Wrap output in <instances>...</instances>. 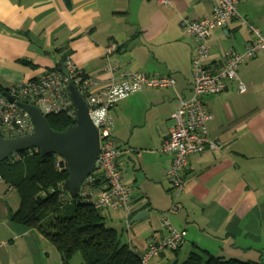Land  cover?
<instances>
[{
  "label": "crops",
  "instance_id": "crops-1",
  "mask_svg": "<svg viewBox=\"0 0 264 264\" xmlns=\"http://www.w3.org/2000/svg\"><path fill=\"white\" fill-rule=\"evenodd\" d=\"M217 2L0 0V97L19 83L63 73L60 67L67 70L69 59L94 80L92 92L118 83V73L105 70L108 63L123 72L175 79L174 87L143 89L110 111L120 150L117 165L133 189L130 214L115 211L120 226L114 227L140 255L167 237L163 216L187 231L178 250L145 264H181L199 249L227 260L264 263V51L238 69L245 93L232 80L223 93L202 97L211 116L208 136L221 147L189 157L183 192L176 193L166 177L173 156L160 152L175 124L173 115L193 96L199 41L181 23L210 17ZM237 11L241 19L211 31L205 67L213 73L224 67L229 53L245 49L252 39L250 25L264 34V0H238ZM19 208V194L1 181L0 264H63L37 229L13 220ZM145 211V218L131 223ZM76 257L70 264H82Z\"/></svg>",
  "mask_w": 264,
  "mask_h": 264
},
{
  "label": "built area",
  "instance_id": "built-area-1",
  "mask_svg": "<svg viewBox=\"0 0 264 264\" xmlns=\"http://www.w3.org/2000/svg\"><path fill=\"white\" fill-rule=\"evenodd\" d=\"M158 1L161 4H169V0ZM237 3L238 0H218L210 17L195 21L184 19L181 23L187 35L199 41L193 60V96L182 100L180 108L173 115L175 124L160 148L161 153L173 156L172 164L166 171V177L178 194L186 188L184 172L189 157L201 154L206 149L216 150L221 147V143L208 136L207 122L211 116L205 108L202 97L223 93L227 82L232 80H237L240 93H245L247 86L239 80L238 69L264 51V34L250 25L252 39L242 52L229 53L224 67L216 73L205 67V62L210 57L208 41L211 31L227 27L232 19H241L237 11ZM112 51V48H109L108 53ZM66 68L68 77L59 71L48 72L36 80L10 87L6 94L0 97V137L14 138L33 132L34 125L29 114L16 104L17 101L36 106L44 115L63 113L76 120V109L67 90L68 85L73 84L85 97L89 113L94 114L95 119L99 121L97 125L91 118L99 130L101 142L96 167L105 180L104 187L97 191L95 178L92 175L89 176L82 183L79 196L91 199L97 209L123 211L129 215L133 205V189L124 182L117 165L120 150L116 147L112 135L110 111L117 103L143 89H166L174 87L176 81L171 76L119 71L116 64L108 63L105 70L111 74L117 72L118 83L98 92H92L94 80L89 78L82 80L80 71L70 59L66 62ZM6 96L12 98L14 102H10ZM56 164L58 167L59 162ZM1 181L3 178L0 175ZM162 225L167 229L168 235L158 242L149 244L142 255L144 263L167 251L178 250L186 240L187 231L176 229L168 215L163 216Z\"/></svg>",
  "mask_w": 264,
  "mask_h": 264
},
{
  "label": "trees",
  "instance_id": "trees-1",
  "mask_svg": "<svg viewBox=\"0 0 264 264\" xmlns=\"http://www.w3.org/2000/svg\"><path fill=\"white\" fill-rule=\"evenodd\" d=\"M80 78L85 77L80 75ZM46 119L57 132L75 124V120L63 113L48 114ZM98 172L92 174L97 188L105 184ZM0 175L20 197V208L13 214V220L37 229L56 248L63 264H70L78 253L82 264H145L143 254L123 242V231L107 226L104 210L95 208L89 198H72L65 190L68 174L60 157L42 156L39 149L32 148L3 161ZM181 264L264 263L227 260L199 249L189 253Z\"/></svg>",
  "mask_w": 264,
  "mask_h": 264
},
{
  "label": "water",
  "instance_id": "water-1",
  "mask_svg": "<svg viewBox=\"0 0 264 264\" xmlns=\"http://www.w3.org/2000/svg\"><path fill=\"white\" fill-rule=\"evenodd\" d=\"M60 69L65 76H68L65 67L61 66ZM67 90L77 116L75 124L64 132L53 130L47 123L46 115L36 106L16 102L21 109L29 114L34 129L30 134L14 138L0 137V164L11 155L32 148L39 149L42 156L56 155L65 163L68 174L64 188L72 198H77L82 183L97 169L96 163L101 151V142L99 130L90 118L89 106L85 97L73 84H69ZM6 98L10 102H14L8 96ZM147 215L146 211L142 212L133 217L131 223H135Z\"/></svg>",
  "mask_w": 264,
  "mask_h": 264
},
{
  "label": "rangeland",
  "instance_id": "rangeland-1",
  "mask_svg": "<svg viewBox=\"0 0 264 264\" xmlns=\"http://www.w3.org/2000/svg\"><path fill=\"white\" fill-rule=\"evenodd\" d=\"M69 75V74H68ZM66 77H68V76H66ZM17 102H21V101H17ZM96 173L98 172L97 170L95 171ZM119 212V211H118ZM117 211H116V213H118ZM104 213H105V215L107 216V218H106V224H107V226L108 227H114V226H117V227H119L120 225V223L118 222V220H116V218H115V211L113 210H104ZM117 229H119V228H117ZM123 242L124 243H126L127 242V236H125V237H123ZM77 256L78 257H76V258H80V260L82 261V258H81V255H80V253H78L77 254Z\"/></svg>",
  "mask_w": 264,
  "mask_h": 264
},
{
  "label": "clouds",
  "instance_id": "clouds-1",
  "mask_svg": "<svg viewBox=\"0 0 264 264\" xmlns=\"http://www.w3.org/2000/svg\"><path fill=\"white\" fill-rule=\"evenodd\" d=\"M121 95H124V93H121ZM90 118L93 119V121H94L95 124H97V125L99 124V121H97V120L95 119V115H94V114L90 113Z\"/></svg>",
  "mask_w": 264,
  "mask_h": 264
}]
</instances>
